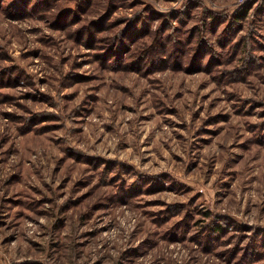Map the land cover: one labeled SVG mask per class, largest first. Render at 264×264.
<instances>
[{"label":"rangeland","instance_id":"1","mask_svg":"<svg viewBox=\"0 0 264 264\" xmlns=\"http://www.w3.org/2000/svg\"><path fill=\"white\" fill-rule=\"evenodd\" d=\"M0 264H264V0H0Z\"/></svg>","mask_w":264,"mask_h":264},{"label":"trees","instance_id":"2","mask_svg":"<svg viewBox=\"0 0 264 264\" xmlns=\"http://www.w3.org/2000/svg\"><path fill=\"white\" fill-rule=\"evenodd\" d=\"M250 6H245L244 8L240 9L238 12H236L233 16V21L243 20L248 15L250 11Z\"/></svg>","mask_w":264,"mask_h":264}]
</instances>
